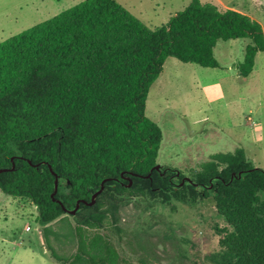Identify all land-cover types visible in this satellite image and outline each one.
I'll return each mask as SVG.
<instances>
[{
    "label": "trees",
    "instance_id": "1",
    "mask_svg": "<svg viewBox=\"0 0 264 264\" xmlns=\"http://www.w3.org/2000/svg\"><path fill=\"white\" fill-rule=\"evenodd\" d=\"M240 39L249 43L237 71L247 78L264 52V30L241 12L190 0L149 30L114 0H83L0 42V192L35 207L54 260L135 264L106 234L119 232L123 201H196L193 186L152 170L162 132L145 114L148 90L168 58L216 69L217 43ZM49 166L60 203L51 199ZM191 178L213 185L215 208L231 226L218 264H264V170L236 149L212 155ZM103 181L92 206L64 212L90 202ZM54 245L73 251L59 255Z\"/></svg>",
    "mask_w": 264,
    "mask_h": 264
},
{
    "label": "rangeland",
    "instance_id": "2",
    "mask_svg": "<svg viewBox=\"0 0 264 264\" xmlns=\"http://www.w3.org/2000/svg\"><path fill=\"white\" fill-rule=\"evenodd\" d=\"M81 1L0 0V42ZM114 1L149 30L165 25L190 2ZM199 2L241 12L264 30V0ZM248 43L244 39L219 41L213 54L219 63L216 69L173 58L164 62L162 73L148 90L145 109L162 132L159 165L188 177L212 155L242 149L254 167L264 170V52L256 55L251 75L241 77L237 65ZM213 211L209 204L146 209L127 203L119 209L120 232L108 227L106 234L119 256L135 264H214L211 255L217 236L213 223L219 219L210 216ZM36 218L29 201L0 193V264H61L50 256ZM54 249L59 255L73 251L55 245Z\"/></svg>",
    "mask_w": 264,
    "mask_h": 264
},
{
    "label": "flooded vegetation",
    "instance_id": "3",
    "mask_svg": "<svg viewBox=\"0 0 264 264\" xmlns=\"http://www.w3.org/2000/svg\"><path fill=\"white\" fill-rule=\"evenodd\" d=\"M230 153H232V152H230ZM155 166H158V169H152V170L159 172L161 174V176H164L166 174L169 175L170 176L169 180L173 184L176 183L179 188H183L186 184L193 186L195 188V191L197 192V194H199V197H197L196 201L195 202L188 201V202L183 203V202L177 201V199H174L173 197H169L166 200H155V201H152L145 196L144 197H128L125 199V201H123V203L120 205L119 209L123 205H126L127 203H132L134 205L141 204L144 206V208L146 207V209L147 208L153 209V207L166 206V205H169L170 208H172V207H174V204H176V203L180 204V205L183 204L186 206H195L197 204H199L201 206L204 204V207L208 206V204H209V206H211L214 209L213 214L210 216L214 219V215H215V217L220 220V221L219 220L215 221L213 223L214 224L213 229L215 231V235L217 236V242H216V250L211 255V258L213 259L214 264H218L219 261L217 260V257H216L217 253L221 250L222 240L224 238V235L230 231L231 226L228 224V222L225 220V218L217 212V210L215 208L213 196L210 193L212 191L213 185H209V186H205L204 184L200 185L198 183H194L192 178H191L193 173L200 171L203 165L201 166L200 170L192 172L188 177L185 176L183 173L177 171L176 169H171V168H168L164 165L161 166L158 163H156ZM147 178H149V177H147ZM130 185H131V181H129V184L127 185V187H129ZM204 192H208V197L205 196ZM119 209H118V215H119ZM220 224H222L223 226H219ZM119 232H120V229H119Z\"/></svg>",
    "mask_w": 264,
    "mask_h": 264
},
{
    "label": "water",
    "instance_id": "4",
    "mask_svg": "<svg viewBox=\"0 0 264 264\" xmlns=\"http://www.w3.org/2000/svg\"><path fill=\"white\" fill-rule=\"evenodd\" d=\"M258 168V167H257ZM256 168V169H257ZM153 169H158V166H155L153 167ZM49 170L51 172V174L54 176V189H53V192L51 194V199L53 202H56V203H60V201H58L57 199L54 198L56 192H57V189H58V177L55 175V173L52 171L51 169V166H49ZM3 171H6V170H0V173L3 172ZM106 181V180H105ZM103 181L100 185V189L98 191H96L95 193L92 194L91 196V199H90V202H85V201H77L76 204H75V208L71 211H68V210H65L64 209V212L67 214V215H70V216H74L77 212V209L79 208V205L80 203L84 204L85 206H92L94 203H95V199L97 198V196L102 192L104 186H103V183L105 182ZM114 181H116V179H114ZM130 181V180H129ZM40 233V232H39Z\"/></svg>",
    "mask_w": 264,
    "mask_h": 264
},
{
    "label": "crops",
    "instance_id": "5",
    "mask_svg": "<svg viewBox=\"0 0 264 264\" xmlns=\"http://www.w3.org/2000/svg\"><path fill=\"white\" fill-rule=\"evenodd\" d=\"M242 61V60H241ZM1 193V192H0ZM3 194V193H2ZM5 195V194H4ZM13 198V197H12ZM13 199H15V198H13Z\"/></svg>",
    "mask_w": 264,
    "mask_h": 264
},
{
    "label": "built area",
    "instance_id": "6",
    "mask_svg": "<svg viewBox=\"0 0 264 264\" xmlns=\"http://www.w3.org/2000/svg\"><path fill=\"white\" fill-rule=\"evenodd\" d=\"M248 120H250V118H248Z\"/></svg>",
    "mask_w": 264,
    "mask_h": 264
}]
</instances>
